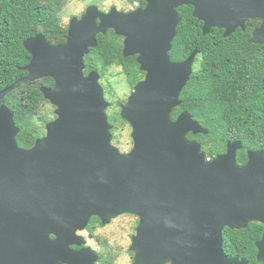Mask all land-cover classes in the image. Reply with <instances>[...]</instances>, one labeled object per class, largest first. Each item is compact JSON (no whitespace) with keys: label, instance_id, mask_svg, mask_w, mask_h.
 <instances>
[{"label":"water","instance_id":"water-1","mask_svg":"<svg viewBox=\"0 0 264 264\" xmlns=\"http://www.w3.org/2000/svg\"><path fill=\"white\" fill-rule=\"evenodd\" d=\"M146 2L130 12L116 6L105 12L93 4L72 17L65 42H48L43 25L23 41L31 54L21 67L27 73L0 90V100L22 84L50 76L54 85L41 90L56 106V117L46 124L35 156L32 149L18 148L15 114L0 104V220L12 215L17 221L22 193L39 232L37 253L14 257L10 264H95L97 252L70 247L80 243L76 231L94 215L106 223L123 213L139 218L130 245L133 264H250L246 257L227 255L223 235L226 227L264 224V149H250L240 165L243 141L234 140L224 153L207 157L188 134L208 130L186 110L171 119L198 51L181 61H173L170 51L182 20L177 8L184 4L194 7L204 33L218 26L230 35L245 27L246 19L259 18L252 41L264 43V0L250 6L242 0ZM109 29L124 37V55L137 54L146 72L121 105V116L132 127L128 152L112 143L101 74L85 72L86 55L97 46L98 34ZM49 232L55 238L46 248ZM256 245L264 259V232Z\"/></svg>","mask_w":264,"mask_h":264},{"label":"trees","instance_id":"trees-1","mask_svg":"<svg viewBox=\"0 0 264 264\" xmlns=\"http://www.w3.org/2000/svg\"><path fill=\"white\" fill-rule=\"evenodd\" d=\"M68 0H0V90L15 82L27 71L21 67L28 64L31 54L23 41L45 25V35L52 43L66 41L68 27L61 22V10ZM136 1L146 5V0ZM50 9L55 12H50ZM58 10V11H57ZM181 22L170 51L172 60H183L197 50L196 67L183 88L181 104L174 107L171 119L182 110H188L208 133H192L188 137L202 144L207 157L224 153L227 143L242 140L238 150L240 165L248 161L250 149H264V43L248 40V32L223 35L213 28L204 33L202 20L194 15L193 6L184 4L177 8ZM57 11V12H56ZM123 36L113 29L99 33L97 46L85 57L88 73L96 69L106 78L115 66H120L134 87L142 78L135 55L123 53ZM41 85H54L52 77H45L20 87L0 100L15 114L20 133L41 132L30 126L35 116L40 122H49L39 112L40 105L47 101ZM121 119L119 111L109 114L116 124ZM44 131V129H43ZM19 137V142H22ZM263 225L250 222L247 227H226L223 235L224 250L229 257H246L256 264V241L261 238Z\"/></svg>","mask_w":264,"mask_h":264},{"label":"flooded vegetation","instance_id":"flooded-vegetation-1","mask_svg":"<svg viewBox=\"0 0 264 264\" xmlns=\"http://www.w3.org/2000/svg\"><path fill=\"white\" fill-rule=\"evenodd\" d=\"M125 1L127 4L126 8L120 9V10H123L124 12H130V11L135 10L136 8L146 6V5H144V6L140 5V3L137 1L134 4H131L128 0H125ZM255 1L256 0H242L243 5H249V6L253 5L255 3ZM93 4L97 5V3H93ZM93 4H91V5H93ZM89 6H90V4L86 7V9ZM113 6H116V5H112L108 10H103V11L108 12V11H110V9ZM86 9L78 16L81 17L85 13ZM193 10H194V7H193ZM50 12H55V10L50 9ZM60 13H61V22L63 23V25H65L64 20L62 18L63 10H61ZM73 16H75V15L71 16V18L68 20L67 25H65L66 27L69 28L70 21H71ZM203 24H204V22H203ZM203 24H202V26H203ZM260 24H261V19L255 18V17H250V18L245 20V27H243L242 25L237 26L231 34H233L235 32H239L240 34H243V33L249 31L248 40L250 42H253L252 37H253L254 30ZM40 25L44 26V32H45V25L39 24L38 29L40 28ZM213 28L221 29L223 31V35L226 36L225 35L226 28L225 27L214 26L211 28V30ZM38 33H39V31L36 32L34 35L29 36V37H33ZM46 39H47V37H46ZM123 40H124V38H123ZM47 41L50 42L48 39H47ZM50 43H52V42H50ZM53 44H57V43H53ZM137 56L138 55L136 54L135 55L136 60H137ZM187 57H185L184 59H186ZM173 61H181V60H173ZM195 67H196V60L193 63V70L195 69ZM139 68H140V64H139ZM145 75H146V72L143 71L141 79H143L145 77ZM42 79H39V80H42ZM54 83H55V81H54ZM185 110L186 109H182L174 117V120H176L178 118V116ZM186 111H188V110H186ZM36 119H38V118H36ZM47 123L48 122H44V124H43L44 129H45L44 132L43 131L33 132V133H20V132H18L16 135V142H17L18 148L26 149V150L32 149L33 155L36 156L38 154V150H40L41 147H43V144L38 143V141H40L41 139H43L46 136V134H47L46 133V124ZM19 137L23 139L22 142H19ZM132 142H133V140H132ZM123 152H125V151H123ZM24 200L25 199H24L22 193H20L19 204H18V209H17V214H16V220L17 221H13L12 215H10L8 218L3 217L0 220V260H2V262H0V264H3V262L5 264L6 260H7V263L10 264L11 260L14 257L27 256L29 254V252L37 253L36 249L38 246V233H39L37 221H35V223H34V221L32 220V215L29 214L28 208L26 207ZM129 216L135 217L134 222L131 224L133 231L127 232V237H130L129 238L130 239L129 244L127 245V251L132 255L133 262H134L135 253H134V251H132L130 249V245L132 242V237L136 231V226L139 223V218L137 215H134L132 213L120 214L117 217L112 218L109 222H106V223L103 221V219L100 216H98V215L92 216L89 223L84 228L78 229L76 231V235L79 237L78 241L80 243H72L70 245V247L74 250H81V249L83 250V249L88 248L89 253L94 252V251L97 252L98 260L95 262V264H113L114 258H115V251H116L117 247L121 248V246L116 245L114 239L112 238L113 234L109 231V229H110L111 225H113L115 222H117L119 229L121 230L123 228L122 226H125L126 225L125 222L128 220L125 218L129 217ZM254 222H259V221H254ZM259 223H261L263 225V230H262V234H263L264 224L262 222H259ZM102 232H105V233H102ZM54 238H55V235L53 234V232H49V234H47L46 243H45L46 248L48 247V241L52 242L54 240ZM261 238H262V235H261ZM41 240H42V236L40 237V241ZM106 248H107V250H104ZM258 253H259V248L256 245V260H257L256 264H264V259H259ZM65 264H68V263H65Z\"/></svg>","mask_w":264,"mask_h":264},{"label":"rangeland","instance_id":"rangeland-1","mask_svg":"<svg viewBox=\"0 0 264 264\" xmlns=\"http://www.w3.org/2000/svg\"><path fill=\"white\" fill-rule=\"evenodd\" d=\"M93 3H97L98 7L102 9V11L108 10L112 5H116L119 10L126 8L127 5L125 0H68L63 7L62 18L64 20V24L67 25L68 20L72 15H80L89 4L91 5ZM120 71L121 67L115 66L111 69L109 76L106 78H102L101 76L100 79V82L105 89L106 99L110 102V105L106 109L108 116L109 114L117 111L120 113L121 105L127 102L130 94L133 91L132 89H134V87L129 84L125 74ZM46 100L47 101H43L40 105L39 112L45 118L49 119L48 121H50L56 117V106L53 105L48 99ZM30 122L31 127H36L37 130L43 131L44 125L40 122L39 118L36 119L34 116L30 119ZM110 123L112 124V143L116 145L121 151L128 152L133 146L131 137L132 127L130 123L122 116L116 124L111 121ZM134 218V216L126 217L125 219L128 220L125 222L126 225L122 226L123 228L121 230L119 229L117 222L110 226L109 231L113 234L112 238L114 239L117 246H121V248L117 247L115 251L113 264L133 263L132 255L127 251V245L130 241V237H127V232L133 231L131 224L134 222ZM104 250H107V248Z\"/></svg>","mask_w":264,"mask_h":264}]
</instances>
